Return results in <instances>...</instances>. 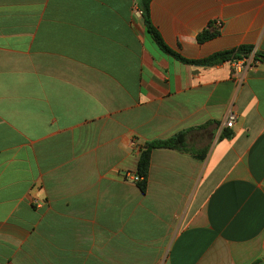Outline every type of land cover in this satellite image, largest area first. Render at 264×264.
<instances>
[{"label": "crops", "instance_id": "crops-1", "mask_svg": "<svg viewBox=\"0 0 264 264\" xmlns=\"http://www.w3.org/2000/svg\"><path fill=\"white\" fill-rule=\"evenodd\" d=\"M140 9L0 0V264H264V62L241 80L231 61L181 62ZM150 12L186 59L264 55V0ZM181 134L186 150L152 151L143 191L141 150Z\"/></svg>", "mask_w": 264, "mask_h": 264}, {"label": "trees", "instance_id": "trees-1", "mask_svg": "<svg viewBox=\"0 0 264 264\" xmlns=\"http://www.w3.org/2000/svg\"><path fill=\"white\" fill-rule=\"evenodd\" d=\"M150 3L151 0H140V8L143 11V19L144 24L148 33L151 35L157 46L166 54L174 57L175 59L184 62V63H192L199 65H217L226 61H234L240 60L244 58H249L253 54V48L251 46H241L239 48L228 50L224 52H219L213 54L212 56L202 59V60H189L180 55L178 52L171 49L164 41L161 34L154 27L151 20V12H150ZM211 27H214L216 30L214 32L205 31L202 33L198 40L199 42H203L205 40L211 39L219 34V29L215 27L214 24H211ZM261 54H255V60H258V56ZM261 62V61H260ZM154 149H179L186 150V146L184 144V136L178 135L168 140L161 141H153L147 143L145 147L141 150L138 167H137V175L143 178V181L139 182L140 188L145 191L147 189V179L149 175L151 154ZM260 260H258L254 264H259Z\"/></svg>", "mask_w": 264, "mask_h": 264}, {"label": "built area", "instance_id": "built-area-1", "mask_svg": "<svg viewBox=\"0 0 264 264\" xmlns=\"http://www.w3.org/2000/svg\"><path fill=\"white\" fill-rule=\"evenodd\" d=\"M139 14L143 15V11L141 9L139 10ZM221 25H222L221 22H217L218 27H221ZM250 57L232 61L233 75L236 79L241 80L243 78L244 72H246L247 70L252 68L254 66L255 62H260V60L257 61V60H255V58H250ZM236 120H237V115L235 113H230L228 118H227V121L225 123V126L227 128H233ZM133 180L135 182L139 183V182L143 181V178L136 175L133 177Z\"/></svg>", "mask_w": 264, "mask_h": 264}, {"label": "water", "instance_id": "water-1", "mask_svg": "<svg viewBox=\"0 0 264 264\" xmlns=\"http://www.w3.org/2000/svg\"><path fill=\"white\" fill-rule=\"evenodd\" d=\"M257 58H258V60L264 62V55H259Z\"/></svg>", "mask_w": 264, "mask_h": 264}]
</instances>
